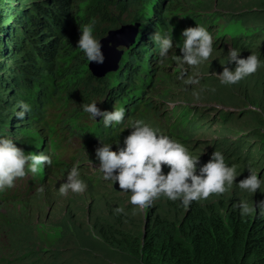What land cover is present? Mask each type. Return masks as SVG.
Masks as SVG:
<instances>
[{
  "label": "rangeland",
  "instance_id": "1",
  "mask_svg": "<svg viewBox=\"0 0 264 264\" xmlns=\"http://www.w3.org/2000/svg\"><path fill=\"white\" fill-rule=\"evenodd\" d=\"M17 1H20V5L22 0ZM24 1L25 5L33 0ZM72 2L73 25L58 50L51 72L43 74L38 81V90L45 86L50 89L51 102L44 108L42 123L34 121L20 126L16 134V137L25 143L26 153L43 151L51 156L52 162L36 173L27 172L24 177L15 179V185L0 190V262L12 259L16 264H83V260H87L90 264H134L130 253L121 246V242L118 241L117 246L116 243L108 241L104 237L107 232L101 233L102 228L111 231L114 239L120 240L118 234L122 231L139 229L142 233L148 215L178 225L192 208L201 210L211 207L222 214L233 212L239 215L240 209L235 206L236 202L247 200L250 204H255L264 198V185L253 194L235 184L246 177L248 171H255L258 176H264V160L261 159L264 148L260 134L254 136L256 130L264 133V123L258 127V116L251 110L239 113L238 119L230 116L225 124L217 118L214 110L205 112L207 122L199 131L202 135L196 134V138L187 145L192 147L198 139L202 142V145H197L194 155H199V163L203 164L204 156L211 154L213 149H209L213 146V141L217 140L220 149L214 150H221L226 163L235 164L240 175L225 192L213 193L206 199L192 201L187 208L179 199L170 200L164 195L155 198L151 205L142 209L128 203L127 192L120 190L118 184L112 185L103 179L97 169L99 162L95 158V149L100 146V141L114 143L119 140V146H122L123 138L131 131L128 129L129 118L141 119L163 134H166L168 126L171 134L177 136L178 129L169 124L176 117V112L172 113L173 117L170 114V108L173 106L170 101L175 100L176 95L179 96L178 103L182 101L213 105L224 99L231 101V92L246 93L251 108H259L260 116L264 120V72L261 68L241 79L237 90L236 83L221 84L214 74L221 72L224 66L235 67L234 62L225 64L229 48H239L241 52L259 50L264 36L259 32L257 25H264V0H177V5L162 6L160 12L166 22L169 23L168 18L174 21L169 26L173 45L178 39L181 41L182 38L178 36L182 29L195 24L208 27L210 23L213 29L210 31L213 36V52L207 60L196 66L181 64L173 59L175 55H180V50L174 51L179 42L170 49L167 57L160 60L145 57L141 62L140 76L155 86L148 97L151 106L139 104L134 113L126 112V119L122 124L104 128L100 125L102 120H92L81 107L82 104L95 100L102 110H111V103L105 105L104 98L99 95V88L87 78L90 75V62L76 47L79 38L78 27L85 23H94V35L101 40L107 37L109 32L124 25L135 24L136 20H140L138 24L146 26L152 18V1L145 0L140 5H129L123 13H120L115 5H109L108 10L113 14L111 19L115 20L117 15L120 17L116 21L104 19L103 15L95 10L96 0ZM214 6L220 9L214 10ZM101 8L104 10V7ZM245 11L249 12L243 14ZM179 12L193 13L189 18L192 22L185 24L178 20ZM214 12L216 13L213 16H205ZM4 17L8 19L9 13H4ZM156 32L162 33L164 30L158 28ZM117 49L123 51L119 61L128 58V48ZM142 50L147 55L144 47ZM149 66L154 68V72H149L152 71ZM176 70L181 72L179 77L172 76ZM115 72L107 74L108 81L113 79ZM189 77L195 78L198 83H186ZM258 82L261 85H257ZM243 85H247L246 90H243ZM2 93L3 91H0V94ZM35 96L34 88L19 90L11 99L16 98L18 103L24 101L30 104ZM228 101L223 105L232 107V110L243 106L242 101L235 100L236 106ZM164 102L166 103L162 104ZM18 103L12 107H17ZM112 107L127 109L122 100ZM162 116L165 117L161 119ZM3 117L5 128L2 129L10 130V121L6 115ZM239 136L242 137L239 139ZM117 147V144H113L112 150ZM258 149L259 154H256ZM73 153H77L80 158L71 163L72 160L67 157ZM72 167H77L80 173L92 168V183L82 193L69 191L67 194H61L59 186L66 181L67 172ZM162 168L163 171H168L166 166L162 165ZM262 190L263 192H260ZM117 207L123 208L124 211L116 212ZM247 216L262 218L264 212L255 210Z\"/></svg>",
  "mask_w": 264,
  "mask_h": 264
},
{
  "label": "clouds",
  "instance_id": "2",
  "mask_svg": "<svg viewBox=\"0 0 264 264\" xmlns=\"http://www.w3.org/2000/svg\"><path fill=\"white\" fill-rule=\"evenodd\" d=\"M213 9L220 8L214 6ZM248 12L245 11L243 14ZM260 14L263 15L261 12ZM168 21L171 24L172 20L168 19ZM257 26L259 32L264 36V31L261 29L263 25ZM211 30L213 29L200 24L186 27L181 30L180 37L182 39L175 47L171 31H166L163 35L156 32L152 39L158 44L159 50L157 51L154 48L157 53L152 55L153 57L147 56V53L145 57L160 60V58L167 57L170 49L174 47V51L180 50V55H175L173 59L180 61L181 64L199 65L207 60L213 52ZM78 32L79 38L76 47L82 51L88 62L102 64L105 56L102 52L101 41L94 35V23L82 24L78 27ZM233 62L235 63L234 68L224 66L221 72L214 74L219 78L221 84L232 85L236 83L235 89L237 90L241 79L256 72L258 68H261L264 72V41L257 51L246 50L241 52L239 48H229L225 64H232ZM149 67L150 69L153 68L152 66ZM89 71L92 78L89 79V75L87 78L97 88H99L97 79L109 77L107 73L104 77L97 78L90 69ZM149 72H154V70ZM180 73L179 70H176L172 76L179 77ZM109 82L113 84L114 78ZM186 83H198V80L189 77ZM150 86H153V84L148 81L146 87ZM99 90L101 91V88ZM176 96L175 100L170 101L173 104L170 108V114L172 116V113L176 112V117L169 124L178 129L177 136L171 134L168 126L166 134H163L159 129L141 119L129 118L128 129H131V131L123 138L122 146H119V140L114 143H102L100 141V146L95 149V158L99 162L97 169L102 174L103 179L111 182L112 185L114 183L118 184L120 190L128 193V203L141 209L151 205L153 200L160 195H164L170 200L179 199L181 204L187 208L192 201L206 199L213 193L225 192L227 187L234 184L235 178L240 173L237 172L235 164L226 163L221 150H218L220 149L218 141H213V146L209 149V151L212 149L213 151L210 155L204 156L205 163L203 164L199 163V155H194L197 152V145H202V142L198 139L192 147L187 144L196 138V134L202 135L199 131L203 129L204 124L207 122L205 118L206 111L213 112L214 110L217 118L221 119L224 124L230 116L238 119L239 113L247 110L260 112L259 108L257 110L252 109L248 101L243 103V106H241L243 111H240L237 108L232 110V107L224 106L223 104L228 101L226 99L213 105L209 103L193 104L192 102L182 101L178 103L179 96ZM108 99L107 97L104 98L105 105H107ZM141 99L139 97L136 102L130 101V108L142 104L148 98ZM230 100L228 102L235 105V100L232 98ZM81 107L92 120L98 121L100 119L99 122L102 120L101 124L104 127H110L114 124L120 125L126 119V110L123 107L102 110L97 106L95 100L82 104ZM247 107L250 109H247ZM18 109L16 117L24 120L31 111V106L24 101H19ZM233 112L238 113L234 114ZM227 113H231V115L225 118ZM164 117L162 116L161 119ZM242 136L238 138L240 139ZM113 144L118 145L116 150H112ZM215 148L218 149L214 150ZM256 151V154H259L260 149ZM76 156V159H71V163L80 158L77 153ZM51 162V156L45 152L26 153L23 148L17 146V143L11 137L0 135V190L13 186L16 178L24 177L29 171L36 173L45 165L51 164ZM162 165L168 168L167 172L163 171ZM248 173L246 177L235 184L240 189L254 194L264 185V176H258V172L255 171H248ZM92 178V168L83 170L80 173L77 167H72L67 172L66 181L60 184L59 192L61 194H67L69 191L82 193L92 183ZM40 190H43V186ZM235 206L240 209V214L243 216L255 210L264 212V198L256 201L255 204H250L247 200H241L236 202ZM115 211L123 212L124 209L117 207ZM8 240L10 242L11 239ZM2 263L16 264L15 260L12 259L7 262H0V264Z\"/></svg>",
  "mask_w": 264,
  "mask_h": 264
},
{
  "label": "trees",
  "instance_id": "3",
  "mask_svg": "<svg viewBox=\"0 0 264 264\" xmlns=\"http://www.w3.org/2000/svg\"><path fill=\"white\" fill-rule=\"evenodd\" d=\"M144 1L96 0L94 8L104 19L112 20L113 14L108 10L109 5H115L119 12L123 13L129 5H140ZM151 1V22L146 26L140 24L135 43L126 50L128 58L120 62L119 71L114 73V83L111 84L107 80L108 77L97 79V86L101 88L100 95L109 98L108 102L111 104L122 100L123 103L130 105V101L136 102L139 97L142 99L150 97L151 91L155 89V86L146 87L147 80L140 76L141 62L146 56L142 49L144 47L150 57L157 53L153 47L155 43L152 39L153 33L159 27L165 32L170 30V24L166 22L160 8L169 4L177 5V0ZM19 2L0 0V91H3L0 94V135L11 137L17 146L24 148L25 143L16 137V134L20 126L42 120L43 116L33 117L36 114H43L45 111L42 109L52 98L48 87L38 90V81L43 74L51 72L58 50L73 25L71 15L73 2L33 0L24 5L25 1L22 0L18 5ZM101 7H104V10ZM4 13H9L10 17L6 19ZM215 13L205 16H213ZM191 15L193 13L179 12L178 20L189 24L192 22L189 20ZM119 19L117 15L112 21ZM137 22L140 20L134 23ZM208 28H212L210 23ZM261 29L264 31V25ZM91 78L89 75V79ZM259 83L257 85H261ZM34 87H37V90L33 102L29 104L31 111L24 120H20L16 117L18 106L12 107L18 101L11 98L19 90H31ZM246 88L247 85H243V90ZM230 98L243 103L249 101L246 93L235 91L231 92ZM142 104L145 107L151 106L149 99ZM241 106L237 108L240 111ZM262 107L264 110V104ZM253 112L256 113V117L258 116L256 119L259 121H257L259 127L264 120L260 112ZM4 115L10 119V130L2 129L5 128L4 117L2 118ZM230 115L231 113H227L225 118ZM18 123L20 124L17 125ZM257 133L260 134L259 138L264 146V133L256 130L254 136ZM261 159L264 160V155ZM145 219L146 227L142 233L139 229L122 231L118 234L120 240L114 239V234L102 227L101 233L107 232L104 237L117 246L120 241L121 246L130 253L134 264H264V217L250 218L247 215H235L233 212L227 215L210 207L201 210L192 208L178 225L159 220L156 216L148 215ZM83 264L90 263L83 260Z\"/></svg>",
  "mask_w": 264,
  "mask_h": 264
},
{
  "label": "water",
  "instance_id": "4",
  "mask_svg": "<svg viewBox=\"0 0 264 264\" xmlns=\"http://www.w3.org/2000/svg\"><path fill=\"white\" fill-rule=\"evenodd\" d=\"M138 28L139 25L137 23L124 25L117 30L109 32L107 37L100 40L102 44V52L105 56L104 62L102 64L92 62L89 65V69L95 77L102 78L107 73L118 69L119 60L123 51L118 50L117 48L123 47L127 49L131 47L138 34Z\"/></svg>",
  "mask_w": 264,
  "mask_h": 264
},
{
  "label": "bare ground",
  "instance_id": "5",
  "mask_svg": "<svg viewBox=\"0 0 264 264\" xmlns=\"http://www.w3.org/2000/svg\"><path fill=\"white\" fill-rule=\"evenodd\" d=\"M154 69V68H153ZM153 69H151L152 71H153ZM73 158H75V156L73 157ZM240 215V214H239ZM255 220V219H254Z\"/></svg>",
  "mask_w": 264,
  "mask_h": 264
}]
</instances>
